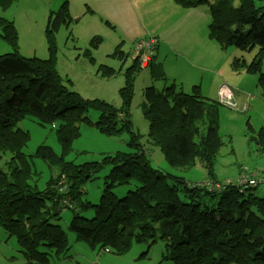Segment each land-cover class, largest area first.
Wrapping results in <instances>:
<instances>
[{
  "label": "trees",
  "instance_id": "obj_1",
  "mask_svg": "<svg viewBox=\"0 0 264 264\" xmlns=\"http://www.w3.org/2000/svg\"><path fill=\"white\" fill-rule=\"evenodd\" d=\"M174 1L184 8L205 2L210 14L208 37L220 47L245 52L256 49L252 61L235 59L232 67L257 76V85L264 91L260 73L264 6H256L257 0H236V7L231 5L233 0ZM67 18L64 24L69 23ZM58 19L59 14L46 27L47 57L24 58L17 52L14 25L0 17V37L13 51L0 56V161L9 157L0 169V228L16 241L24 264H53L54 259L65 258L67 249L57 245L61 241L54 240V231L63 234L61 225L66 223L89 246L100 245L118 257L135 243L162 240L159 264H264V198L252 190L239 194L232 181L225 184L212 173V160L221 146L219 103L203 97L198 87L188 94L173 86L163 91L143 89L139 107L148 124L147 146L157 148L174 168L189 170L199 161L208 168L211 184L191 183L153 169L142 136L133 132L130 122L133 79L141 70L136 61L123 68L127 56L118 46L109 57L118 60L120 67L96 69L104 81L122 75L117 109L103 100L68 91L56 69ZM99 44L93 38L82 53L90 64L94 63L91 53ZM90 112L98 114L97 122L90 121ZM25 118L41 126L58 123L55 135L63 147L61 155L45 145L34 153L55 170L44 184L23 153L29 137L16 127ZM95 124L102 136L127 133V151L108 155L100 163L66 162L81 126ZM253 133L264 157V125ZM105 167L109 172L103 178L100 199L93 205L82 198V187ZM121 187L126 189L123 197L113 191Z\"/></svg>",
  "mask_w": 264,
  "mask_h": 264
},
{
  "label": "rangeland",
  "instance_id": "obj_2",
  "mask_svg": "<svg viewBox=\"0 0 264 264\" xmlns=\"http://www.w3.org/2000/svg\"><path fill=\"white\" fill-rule=\"evenodd\" d=\"M75 1V3L81 2L79 5L75 4L76 12L72 16L68 12L65 0H55L53 4H50L49 0H0V17L10 21L17 32L18 55L29 58H46L48 50L46 27L59 14L58 25L60 26L55 34L56 69L62 79L63 86L68 91L76 92L86 99L103 100L117 109L121 105L118 92L123 87V77L117 75L115 78L104 81L96 75L97 67L106 66L117 70L120 67V62L114 60L112 56L109 57L116 47L119 46L126 55H131L132 42L137 37L140 35L156 37L159 41V48L154 50L153 63L148 69L151 81H136L138 74L134 75V95L129 112L133 132L142 136L141 143L144 149L148 150L152 168L184 178L191 183H210L208 168L199 161L196 160L193 168L189 170L174 168L164 161L157 148L147 146L145 134L148 124L143 119L139 107L142 101V87H153L156 90L164 88L163 90H165L173 86L175 91L181 92L180 85L184 84L189 88V93H192L193 87H198L204 97L208 87V77L223 73L228 79L234 78V82L225 81L222 85H226L233 93L234 91L242 92V89L251 92L257 99H255L254 105L248 103L249 110L247 112L242 111L243 103H237L236 108L218 105L217 135L221 146L213 157L212 173L218 181L229 179L236 184H238L239 175L246 178L257 175L258 177H252L264 184V157L254 141L255 134L253 133L264 123V91L257 85V76L254 77L245 70L239 71L241 74L238 75L239 72L232 67L235 59L240 61L245 59L248 63L252 61L256 49L245 52L233 46L222 48L210 39L208 37L210 14L205 2L192 8L176 5L183 12L177 15L175 24L168 31L162 32L161 37H158L157 33L151 31L146 33L141 29V27L148 26L145 16H143L142 26L139 20L129 13L114 12V32H112L113 28L106 20L97 18L94 12L89 9L84 10L82 3H88L91 9H94L92 0ZM263 1L257 0L255 5L264 6ZM81 4L83 6H80ZM231 5L236 7L237 1L233 0ZM188 9L192 10L186 11ZM77 15L80 18L78 21ZM109 15L111 14L106 16L109 18ZM67 16L70 20L69 23L67 22L68 25L63 23ZM93 34L95 37L91 36ZM93 38H97L100 44L96 50L92 51L94 63L90 64L87 58L82 56V53L89 48ZM78 46L82 49H79ZM185 48L190 50L187 58L185 57L187 54ZM12 52L10 45L0 37V56L10 55ZM78 56L79 58L76 60ZM130 64V57L127 56L123 68H127ZM260 68V73L264 75V59L260 62ZM187 75L191 76L193 80L197 79L196 82L191 85L189 79L184 78ZM201 78L204 79L202 84L200 83ZM174 79L177 80L176 83H174ZM252 79L254 80L253 84L250 81ZM209 99L214 101L212 97ZM88 117L92 123L98 120L96 112H90ZM57 126V122L52 126H41L34 119L25 118L16 127L26 131L29 137V142L23 153L27 160L31 161V167L42 177V184L55 173V170L35 158L34 153L39 146L45 145L54 154L61 155L63 147L60 146L55 135ZM98 128L97 124L81 126L80 137L72 143V151L65 157L66 162H72L75 165L100 163L108 155L127 151V144L130 141V136L127 133L114 137L102 136L97 132ZM8 158L6 156L3 160L1 159V170ZM108 172L109 168L105 167L93 175L94 179L82 187L83 199L93 205L99 201L103 178ZM113 191L119 197H123L126 193L124 187L119 190L113 189ZM253 193L264 198V185L258 186V189ZM61 226L63 234L54 231V240H60L61 242L57 245L62 249H69V252L65 258L54 259L53 264H159L163 253L164 242L158 240L154 244L144 241L135 243L126 254L119 257L114 256L106 250H102L100 245L89 246L78 237L75 231L68 228L67 223ZM0 264H24V258L19 252L16 241L9 238L1 228Z\"/></svg>",
  "mask_w": 264,
  "mask_h": 264
},
{
  "label": "crops",
  "instance_id": "obj_3",
  "mask_svg": "<svg viewBox=\"0 0 264 264\" xmlns=\"http://www.w3.org/2000/svg\"><path fill=\"white\" fill-rule=\"evenodd\" d=\"M49 1H50V4H53L55 0H49ZM65 2L67 3L68 12L70 13V15L73 16L74 13L76 12L75 11V4L79 5L81 1H78V3H75L76 2L75 0H74V2H73V0H65ZM92 2H93L92 6L94 9H91V7L89 6L88 3H82V4H84V6L82 4L80 6H83L85 11H87L89 9L90 11L94 12V14L97 18L106 20L110 24V26L113 28L112 32H114V12H118L120 14H122V12H127L130 15H132V17H135L136 19H138L139 23L142 26H143V16H145V18L148 21V23H147L148 26L141 27V29L143 30V32H146V33L150 32V31L157 33L158 37H161L162 32L168 31L172 27V25L175 24V22H176L175 19H176L177 15H179L180 13L183 12V10L181 8L176 6L178 4L174 0H92ZM190 10H192V9H188L186 11H190ZM107 14H111V15H109L110 16L109 18H108V16H106ZM76 17H78V15ZM79 19L80 18L78 17L77 21ZM142 30H141V32H142ZM91 36L95 37L94 34ZM147 36L148 35L142 37V35H140L132 43H134L138 39L145 38ZM149 36H151V35H149ZM158 43H159V41H158ZM78 48L82 49V47H79V46H78ZM185 52L187 53L185 55V57L187 58L188 53H190V50L185 48ZM120 53L125 54L122 51ZM126 56H129L130 61H131V55L128 54ZM22 57L29 58V57H26L24 55ZM153 59H154V57H153ZM244 61H245V59H244ZM245 62H247V61H245ZM137 74H138V77H137L136 81H139V80H142L144 82L146 80L151 81V78H150L149 73H148V69L140 70V72ZM237 74L240 75L241 72H239ZM184 78L189 79L191 85L194 82H196V80H197V79L193 80V78H191V76H189V75L184 76ZM203 80H204L203 78L200 79L201 84H202ZM233 80H234V78L228 79L227 77H225L223 75V73H219L218 75L209 76L208 80H207V86L208 87H207V91L205 92V98L209 99L212 97V98H214L215 101H217V90H218V88L222 85V83H225V81H233ZM176 81L177 80L174 79V83H176ZM250 81L253 84L254 80L252 79ZM144 86H149V85H144ZM145 88H147V87H145ZM145 88L142 87V89H145ZM163 89L164 88H160L158 90L161 91ZM180 89L182 90L181 91L182 93H189V91H188L189 88H187L184 84L180 85ZM233 95H234V99H235V108L237 106V103H240V104L244 103L247 96H249L248 102L250 103V105H254L255 99H257L253 93L248 92V91H244L243 89H242V92L234 91ZM263 125H264V123H263Z\"/></svg>",
  "mask_w": 264,
  "mask_h": 264
},
{
  "label": "built area",
  "instance_id": "obj_4",
  "mask_svg": "<svg viewBox=\"0 0 264 264\" xmlns=\"http://www.w3.org/2000/svg\"><path fill=\"white\" fill-rule=\"evenodd\" d=\"M158 44V39L153 36H147L145 38L138 39L133 44L132 48V59L136 61L137 65L141 69H147L153 59V52L155 46ZM248 98L247 96L245 102L243 103V112H247L248 108ZM217 102L222 105L229 106L231 108H235V99L233 92L226 86L221 85L217 91ZM254 176V175H253ZM253 178V177H252ZM247 179L246 177H241L239 175L238 184L235 183V186L239 193L243 192V187L240 186V183L243 180Z\"/></svg>",
  "mask_w": 264,
  "mask_h": 264
},
{
  "label": "bare ground",
  "instance_id": "obj_5",
  "mask_svg": "<svg viewBox=\"0 0 264 264\" xmlns=\"http://www.w3.org/2000/svg\"><path fill=\"white\" fill-rule=\"evenodd\" d=\"M157 47H158V44L154 48L155 51L157 50ZM146 156L148 157V154ZM148 159H149V157H148ZM149 161H150V159H149ZM150 164H151V161H150ZM221 182H224L225 184H230L231 180L226 179V180H221ZM260 185H264V184L262 182H260L259 180L257 181V178H252V176H248L247 179L243 180V182L240 183V186L243 187L244 191L252 190V192L257 190L258 186H260ZM239 194H241V193H239ZM62 223H63V221H62ZM62 223L60 222V224H62ZM68 252H69V249H67V253ZM66 256H67V254H66Z\"/></svg>",
  "mask_w": 264,
  "mask_h": 264
},
{
  "label": "clouds",
  "instance_id": "obj_6",
  "mask_svg": "<svg viewBox=\"0 0 264 264\" xmlns=\"http://www.w3.org/2000/svg\"><path fill=\"white\" fill-rule=\"evenodd\" d=\"M134 43H135V42H134ZM134 43H133V44H134ZM132 48H133V45H132ZM131 60H133V59H132V50H131ZM152 63H153V59H152L151 64H152ZM151 64H150V65H151ZM148 68H149V67H148ZM148 68H147V69H148ZM140 69H141V68H140ZM141 70H146V69H141ZM218 89H219V88H218ZM217 91H218V90H217ZM248 99H249V98H248ZM245 100H246V99H245ZM247 101H248V100H247ZM248 103H249V102H248ZM252 176H253V175H252ZM254 177H258V176L255 175ZM234 184H235V183H234ZM243 191H244V190H243ZM242 193H243V192H242Z\"/></svg>",
  "mask_w": 264,
  "mask_h": 264
}]
</instances>
